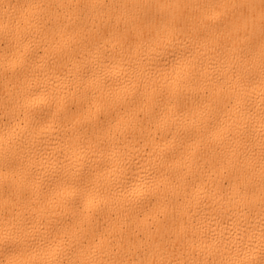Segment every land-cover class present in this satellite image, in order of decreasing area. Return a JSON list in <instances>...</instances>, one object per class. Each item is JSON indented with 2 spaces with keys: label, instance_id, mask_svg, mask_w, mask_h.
I'll return each instance as SVG.
<instances>
[{
  "label": "bare ground",
  "instance_id": "6f19581e",
  "mask_svg": "<svg viewBox=\"0 0 264 264\" xmlns=\"http://www.w3.org/2000/svg\"><path fill=\"white\" fill-rule=\"evenodd\" d=\"M230 260H264L261 0H0V264Z\"/></svg>",
  "mask_w": 264,
  "mask_h": 264
},
{
  "label": "snow or ice",
  "instance_id": "6c2138e0",
  "mask_svg": "<svg viewBox=\"0 0 264 264\" xmlns=\"http://www.w3.org/2000/svg\"><path fill=\"white\" fill-rule=\"evenodd\" d=\"M261 9H262V16H264V0H261ZM122 38L124 39H142L143 38V34L142 33H138L136 35V37H133V35L131 33H126V34H123ZM20 194L27 200L29 199V190L26 188V187H22L21 188V192ZM32 239L35 240L36 237L35 236H32ZM28 264H31V262H28ZM81 264H94V262H91V261H86V262H81ZM226 264H245V262L243 261H240V260H230V261H227ZM260 264H264V260H262L260 262Z\"/></svg>",
  "mask_w": 264,
  "mask_h": 264
}]
</instances>
